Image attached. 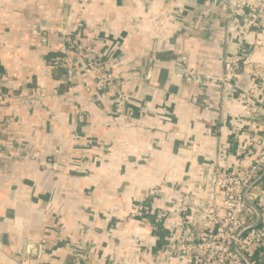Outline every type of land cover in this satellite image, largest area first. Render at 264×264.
Segmentation results:
<instances>
[{
    "label": "crops",
    "instance_id": "0c3cea01",
    "mask_svg": "<svg viewBox=\"0 0 264 264\" xmlns=\"http://www.w3.org/2000/svg\"><path fill=\"white\" fill-rule=\"evenodd\" d=\"M239 1L241 9L212 0H0V79L63 93L45 96L42 106L9 99L0 107V264H20L26 251L29 264H183L158 254L175 221L164 209L175 204L173 186L206 174L200 168L241 111L208 79L241 43L264 62V31L258 45L242 37L248 26L240 12L249 16L258 0ZM64 29L100 50L111 45L107 62L126 105L117 107L107 91L95 99L79 82L73 94L85 116L74 114L52 64ZM98 139L105 158L97 156ZM153 186L167 194L152 204L165 212L163 236L156 223L141 222L132 201Z\"/></svg>",
    "mask_w": 264,
    "mask_h": 264
},
{
    "label": "built area",
    "instance_id": "2783aa9c",
    "mask_svg": "<svg viewBox=\"0 0 264 264\" xmlns=\"http://www.w3.org/2000/svg\"><path fill=\"white\" fill-rule=\"evenodd\" d=\"M227 1H235L241 9L239 0H212L219 4ZM257 9L255 5L250 9L249 16H245L248 30L242 31L245 42L253 45L259 44L260 31L252 32L251 27L257 18L264 25V5ZM78 25L79 22L74 24L76 29ZM61 32L63 42L59 47V56L52 60V64L61 70L63 83L68 89L64 97L74 114L85 116L73 94V88L79 82L83 91L93 92L95 99L101 92L107 91L112 93L117 107L126 105L128 94L113 82V74L107 62L111 55V45L100 50L95 41L79 42L82 38L74 36L68 29ZM184 58L181 55L180 62ZM241 67L250 69L240 73ZM179 74L191 81H199L201 78L200 72L181 70ZM242 77L247 79L245 87L232 83L231 88H226L228 82L238 81ZM5 79L3 76L0 79V107L9 99L31 107L42 106L45 96H63L58 85L44 93L39 86H24L22 83L20 87L12 88ZM213 81L214 89H222L225 96L232 95L238 100L241 111L233 115L224 126L228 130V137L215 147L211 163L205 170L200 168V173L205 171L206 174L191 175L184 186H173L176 187L175 192L169 199L175 204L171 209L164 210L175 218V224L171 221V233L158 254L163 258L175 257L183 264H252L249 255L257 247L264 246V62L255 59L252 51H248L241 43L235 54L224 58L222 72ZM95 145L97 156L105 158L107 152L104 141L98 139ZM184 147L189 152L195 149L194 144ZM76 162L75 167H79ZM162 195L166 196V191L153 186L142 198H132L133 202L136 201L138 212L143 214L141 222H146L145 214L159 209L156 204H152L155 198ZM147 198L149 204L146 206L144 201ZM182 199H185L184 203ZM158 215L163 216L162 219L157 217L160 222L162 220V226L169 229L164 221L165 212ZM182 226L181 234H172L174 229ZM152 227L155 228V225L152 224ZM25 254L20 264H29L28 251Z\"/></svg>",
    "mask_w": 264,
    "mask_h": 264
},
{
    "label": "trees",
    "instance_id": "16d2710c",
    "mask_svg": "<svg viewBox=\"0 0 264 264\" xmlns=\"http://www.w3.org/2000/svg\"><path fill=\"white\" fill-rule=\"evenodd\" d=\"M145 204H149V199H145ZM160 213L159 210H153V212H148L147 214H145L148 217V221H152L154 223H156V226L159 228V233L161 234V236H163L165 228H163L161 225L160 220H158L157 217H159L160 219H162V217H160L158 214ZM252 264H264V246H259L257 247L250 255H249Z\"/></svg>",
    "mask_w": 264,
    "mask_h": 264
},
{
    "label": "rangeland",
    "instance_id": "374dc122",
    "mask_svg": "<svg viewBox=\"0 0 264 264\" xmlns=\"http://www.w3.org/2000/svg\"><path fill=\"white\" fill-rule=\"evenodd\" d=\"M262 5H264V0H258V2L256 3V6L258 7V9L257 10H259V7H260V9H261V7H262ZM254 7V6H253ZM223 10H225V9H223ZM227 11H229V10H227ZM255 12V11H254ZM219 13V12H218ZM250 13H251V11H250ZM217 14V13H216ZM242 14H244V16H247V14L245 13V11L244 12H242ZM204 16H206V13H205V15ZM217 16H218V14H217ZM220 16H222L223 18L225 17V16H227V14L225 13H222ZM209 17V16H208ZM207 17V18H208ZM262 22H264V19L262 18ZM242 31H247L246 29H242ZM251 31L252 32H259L260 31V33L261 32H263L264 31V25L262 26V23H261V21H259V19L257 18V20L255 21V25L254 26H252L251 27ZM247 69H250V67H241L240 69H239V72L241 73L243 70L244 71H247ZM213 80H214V78H212ZM213 80H210V78L208 79V81H211L212 83H214V81ZM240 84L241 85H243L244 83L241 81L240 82ZM246 85H243L242 87H245ZM212 88H214V86L212 85L211 86ZM73 90H75V88H73ZM75 91H77V90H75ZM26 156H29V154L27 153V154H25ZM146 205V204H145ZM147 206V205H146ZM146 216V215H145ZM146 222H148L149 223V221H148V217L146 216ZM149 224H151V223H149Z\"/></svg>",
    "mask_w": 264,
    "mask_h": 264
},
{
    "label": "water",
    "instance_id": "95a60500",
    "mask_svg": "<svg viewBox=\"0 0 264 264\" xmlns=\"http://www.w3.org/2000/svg\"><path fill=\"white\" fill-rule=\"evenodd\" d=\"M205 13L207 12V10H205L204 11ZM40 163L42 164V165H49V163L48 162H46V161H40ZM254 224V223H253Z\"/></svg>",
    "mask_w": 264,
    "mask_h": 264
}]
</instances>
